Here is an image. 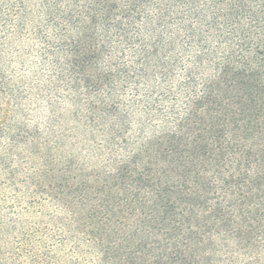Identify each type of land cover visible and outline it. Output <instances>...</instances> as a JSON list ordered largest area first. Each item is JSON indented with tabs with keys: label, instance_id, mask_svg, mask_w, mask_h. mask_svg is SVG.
Returning a JSON list of instances; mask_svg holds the SVG:
<instances>
[{
	"label": "rangeland",
	"instance_id": "obj_1",
	"mask_svg": "<svg viewBox=\"0 0 264 264\" xmlns=\"http://www.w3.org/2000/svg\"><path fill=\"white\" fill-rule=\"evenodd\" d=\"M203 3L0 0V264H264V87Z\"/></svg>",
	"mask_w": 264,
	"mask_h": 264
},
{
	"label": "trees",
	"instance_id": "obj_2",
	"mask_svg": "<svg viewBox=\"0 0 264 264\" xmlns=\"http://www.w3.org/2000/svg\"><path fill=\"white\" fill-rule=\"evenodd\" d=\"M201 3L213 16L208 25L215 29L212 39L228 45L225 68L241 77L240 85L264 87V0H183L186 6Z\"/></svg>",
	"mask_w": 264,
	"mask_h": 264
}]
</instances>
